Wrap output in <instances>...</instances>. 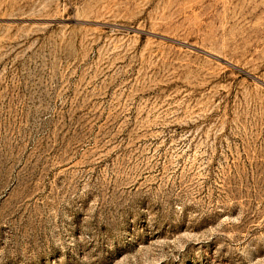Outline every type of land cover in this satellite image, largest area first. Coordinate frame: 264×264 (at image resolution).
<instances>
[{"label":"rangeland","instance_id":"1","mask_svg":"<svg viewBox=\"0 0 264 264\" xmlns=\"http://www.w3.org/2000/svg\"><path fill=\"white\" fill-rule=\"evenodd\" d=\"M0 264H264V0H0Z\"/></svg>","mask_w":264,"mask_h":264}]
</instances>
